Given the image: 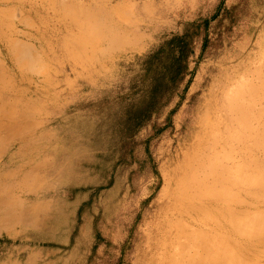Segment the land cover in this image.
<instances>
[{"label":"rangeland","instance_id":"374dc122","mask_svg":"<svg viewBox=\"0 0 264 264\" xmlns=\"http://www.w3.org/2000/svg\"><path fill=\"white\" fill-rule=\"evenodd\" d=\"M1 34L2 264H264V0H0Z\"/></svg>","mask_w":264,"mask_h":264},{"label":"bare ground","instance_id":"6f19581e","mask_svg":"<svg viewBox=\"0 0 264 264\" xmlns=\"http://www.w3.org/2000/svg\"><path fill=\"white\" fill-rule=\"evenodd\" d=\"M139 27H137V25L136 24H134V23H129V26L127 25L125 28H123L121 31H117V32H115L113 35H111V37H109V38H105V37H100L98 40H97V42H96V44L98 45V46H100V45H102V44H104V43H109L111 46H112V49H114V48H121V47H124V46H131V45H135V44H137V43H139L140 42V37H139V35H140V33H139ZM0 37L2 38L1 40H0V46L1 47H4L5 48V50L7 51V52H9V54H10V57H11V59H12V64H18L19 63V61H20V56H19V58L18 57H16V58H13V50H16V49H18V50H22V47H25V48H30L28 45H24L22 42H16L15 43V41H13L12 43H9V42H7L5 39H4V36L1 34L0 35ZM11 50H12V52H11ZM30 50V49H29ZM9 58V57H8ZM23 58V57H22ZM9 61V62H10ZM1 81V80H0ZM6 108H8L7 107V105L1 100V98H0V127L2 126L3 127V125H5V122L3 121V115L7 112V110H6ZM11 113V112H10ZM11 114H13V113H11ZM17 119V118H16ZM19 119V118H18ZM12 121H14V119H11ZM20 122V120L18 121H15V122H13L12 123V127L14 126H19L20 124H22V123H19ZM8 124V123H7ZM8 126V125H7ZM11 126H10V128H11ZM21 126V125H20ZM6 128V127H5ZM16 128V127H15ZM2 129V128H1ZM3 130H5V129H3ZM24 130V129H23ZM19 131V130H18ZM21 131V130H20ZM16 133V132H15ZM3 134V133H2ZM21 134V133H20ZM6 137V136H5ZM10 137V136H9ZM1 140V139H0ZM4 140V139H3ZM6 205L3 203V201H2V199L0 198V217H7V215H8V211H7V208L5 207ZM18 217V215H16L15 217H14V219H16ZM219 221V220H218ZM263 223H264V221H262ZM261 222V223H262ZM258 223V222H257ZM260 223V224H261ZM208 224V223H207ZM254 226V228L256 229V226H257V224H253ZM256 225V226H255ZM251 226V225H250ZM259 227V226H258ZM249 228V227H248ZM247 228V229H248ZM262 228V229H261ZM260 231L261 232H263L264 231V225H260ZM253 230V229H252ZM251 230V231H252ZM245 231V230H244ZM254 232H255V230H253ZM252 231V232H253ZM259 231V230H258ZM258 231H256L257 233H258ZM260 231H259V233H260ZM207 243V242H206ZM186 244V243H185ZM214 248V247H213ZM253 264H255V263H253Z\"/></svg>","mask_w":264,"mask_h":264},{"label":"trees","instance_id":"16d2710c","mask_svg":"<svg viewBox=\"0 0 264 264\" xmlns=\"http://www.w3.org/2000/svg\"><path fill=\"white\" fill-rule=\"evenodd\" d=\"M187 34L188 33H184V35H179V36L176 35L172 39L173 41L182 42V46L180 48L179 55H177L174 52L171 56L175 60L174 63L177 64V72H172V69H170V76H171L170 78L173 81L176 78L175 76H177L178 73L180 74L182 72L181 70L186 68L185 60L188 57L189 51H190L189 43L187 40H185ZM157 55L158 54L150 55L146 62L151 63L155 58L158 57ZM170 64H172V62H170ZM152 107H153V104L150 101H146L141 107L138 108V114L142 118V120H139L137 122L139 125L144 124L150 118L149 113H150V110ZM1 238H4V239H0V263L3 261H6L9 263L10 260H16V259H21L20 261L23 263L24 260L29 258V257L23 258L20 256L16 257L14 253L7 254L6 252L8 250H10L9 241L6 239L7 237L6 238L4 237V234H1ZM28 256H29V254H28Z\"/></svg>","mask_w":264,"mask_h":264},{"label":"crops","instance_id":"0c3cea01","mask_svg":"<svg viewBox=\"0 0 264 264\" xmlns=\"http://www.w3.org/2000/svg\"><path fill=\"white\" fill-rule=\"evenodd\" d=\"M0 264H2V262Z\"/></svg>","mask_w":264,"mask_h":264}]
</instances>
